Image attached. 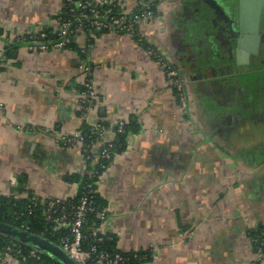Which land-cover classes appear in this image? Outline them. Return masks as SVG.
Wrapping results in <instances>:
<instances>
[{
    "label": "crops",
    "instance_id": "0c3cea01",
    "mask_svg": "<svg viewBox=\"0 0 264 264\" xmlns=\"http://www.w3.org/2000/svg\"><path fill=\"white\" fill-rule=\"evenodd\" d=\"M63 7L0 0V195H74L80 181L65 176L88 166L81 144L60 137L107 121L114 140L115 123L133 119L97 182L117 247L147 252L141 264H264L253 237L264 231V0H166L140 26L143 43L105 30L45 52L17 44L54 28ZM242 14L244 35L261 36L240 47L244 63L231 35ZM160 58L182 76V96ZM84 63L97 91L85 114Z\"/></svg>",
    "mask_w": 264,
    "mask_h": 264
},
{
    "label": "built area",
    "instance_id": "2783aa9c",
    "mask_svg": "<svg viewBox=\"0 0 264 264\" xmlns=\"http://www.w3.org/2000/svg\"><path fill=\"white\" fill-rule=\"evenodd\" d=\"M166 0H64V6L68 8V18L57 16L54 34L59 37L56 41H42L47 37L44 29H30L22 32L17 40H28V48L30 50L48 51L51 48L63 49L73 41L77 40L80 34H87L89 39L96 37L95 31L102 29L111 30L119 33H129L138 36V41L144 42L140 26L158 17V9ZM155 47H150V52L155 53ZM86 52V48H83ZM163 62V59L160 58ZM167 67V74L172 78L173 86L180 92L184 88V80L178 70L171 65L163 62ZM84 81L82 89L78 91L79 103L82 113L95 103L97 91L94 84V70L91 65L84 63L82 65ZM125 119H120L115 123L114 132H124ZM109 127H105L101 122H96L90 126V132L84 133L78 130L72 135H63L60 137L62 143L66 146H75L81 144L84 161L87 164L85 175L89 177L98 176L101 173L98 167L104 168V164L100 159L111 161L114 152L113 139L108 136ZM96 138L95 144H85L87 138ZM102 148L97 155L95 145L101 144ZM98 180L96 181V183ZM74 195L68 198L48 197L43 200V216L49 223L52 232L64 231L59 237V245L67 254L70 255L78 264H127L130 257L118 248L111 252L101 248V243L106 239H112L111 234L107 231L108 213L104 208L97 210L93 201L94 193L97 189H90L83 192L76 202L70 201ZM95 212L96 221L94 226H86L90 223L88 216ZM20 228L29 231L25 224ZM254 244L259 256L264 255V232L260 237L254 239ZM41 252L31 248L29 255L31 258L41 260ZM23 243L16 240L3 242L0 244V264H23L25 259ZM137 254H135V257ZM152 259L158 256L151 255ZM52 264H61L57 261Z\"/></svg>",
    "mask_w": 264,
    "mask_h": 264
},
{
    "label": "trees",
    "instance_id": "16d2710c",
    "mask_svg": "<svg viewBox=\"0 0 264 264\" xmlns=\"http://www.w3.org/2000/svg\"><path fill=\"white\" fill-rule=\"evenodd\" d=\"M60 15L63 18H68L69 13H68V8L66 6L63 7L61 12L59 13V16ZM102 31H105V29H102L100 31H95V33L98 34ZM44 32L47 33V37L42 38V41L48 42V41H56L59 39L57 34H54V28H44ZM28 40H29L28 38L27 40L20 39L18 40L17 44H19V42H24L25 44H27ZM90 41H92V38L91 40H89L88 43H91ZM75 43L76 41H73L70 44H68L67 47H74ZM17 44L9 47L8 50L6 51V54L9 56H15ZM80 51L85 55L86 52H84L83 49H80ZM80 89H82V87ZM101 123L105 127H109V123L107 121ZM82 129L84 133L90 132V126H84ZM136 129H137L136 122L133 119H130L124 125V132L121 133L115 132L113 146L111 148L114 154L117 152H121L125 149L126 138L128 134L132 131H135ZM95 143H97L95 137L92 138L88 137L85 142V144H91V145ZM99 145L100 146L98 153H96L97 155L99 154V151L102 148V142ZM100 162L104 164V168L98 167L99 172L102 173L107 168L110 161L100 159ZM65 178L67 182L80 181V188L77 194L73 198H69L70 201L72 202H76L83 192L90 189H97V183H96V181L98 180L97 175L95 177H89L85 174L84 175L70 174V175H66ZM93 201L97 210H102L106 206V202L101 198L98 192L94 193ZM43 208H44L43 199H37V200H33L31 198L19 199V198H11L0 195V221L12 224L17 227H20L22 224H25L30 232L41 235L45 238H48L52 242L58 244L59 243L58 239L64 231L52 232L49 223L46 221V219L43 216ZM95 214L96 213L93 212L88 216V220L90 223H87L86 226L95 225L93 224V222L97 220ZM263 232L264 231H259L253 234L254 239L260 237ZM11 240L13 239L3 234H0V244H2L3 242H9ZM256 246H258V244L255 245V248H257ZM31 248L32 247L23 244L24 254L26 255L25 259H23V264H52L53 262H55V260L44 254H41V260H36L34 258H31L29 255ZM101 248L111 252L118 250L116 238L112 236V239H106L104 242L101 243ZM126 254L130 257L127 264H141L144 260H147L149 258L147 252L130 251L127 252ZM135 254H137L136 257Z\"/></svg>",
    "mask_w": 264,
    "mask_h": 264
},
{
    "label": "water",
    "instance_id": "95a60500",
    "mask_svg": "<svg viewBox=\"0 0 264 264\" xmlns=\"http://www.w3.org/2000/svg\"><path fill=\"white\" fill-rule=\"evenodd\" d=\"M244 15H241L240 26L239 28H234L233 23L231 22V35L236 36L237 38V53H238V61L246 62L247 54L240 50V47L246 48V42L251 38L257 42H260L261 36L257 33L252 36L250 34H245V31H249L247 25H245ZM264 39V37H263ZM255 52V49L253 50ZM264 55V53H263ZM0 234L8 236L13 240H16L20 243L26 244L30 246L42 254L52 258L53 260L61 263V264H78L73 258L70 257L59 245L55 244L48 238H45L41 235L32 233L30 231L24 230L20 227L14 226L12 224L0 221Z\"/></svg>",
    "mask_w": 264,
    "mask_h": 264
}]
</instances>
